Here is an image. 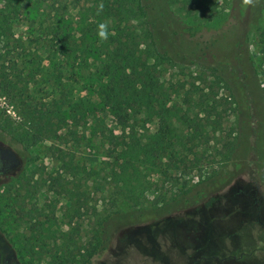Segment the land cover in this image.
Listing matches in <instances>:
<instances>
[{
  "label": "rangeland",
  "instance_id": "374dc122",
  "mask_svg": "<svg viewBox=\"0 0 264 264\" xmlns=\"http://www.w3.org/2000/svg\"><path fill=\"white\" fill-rule=\"evenodd\" d=\"M182 1L169 4L189 40L225 32L232 13L249 31L234 59L155 64L159 112L134 124L152 134L162 117L174 150L133 205L104 157L106 136L124 140L92 78L100 1L67 0L60 20L0 0V147L19 159L0 176V264H264V0H192L190 15Z\"/></svg>",
  "mask_w": 264,
  "mask_h": 264
},
{
  "label": "trees",
  "instance_id": "16d2710c",
  "mask_svg": "<svg viewBox=\"0 0 264 264\" xmlns=\"http://www.w3.org/2000/svg\"><path fill=\"white\" fill-rule=\"evenodd\" d=\"M38 1L54 7L53 19H64L67 0ZM99 1L104 5L103 11L98 14L99 22L110 21L113 29L104 42L106 53L99 58L100 66L92 78L100 87V98H105L104 103L110 105L124 140L121 142L113 134L106 136L104 157L113 158L115 168L110 178L117 192L129 203L137 205L148 188L145 176L157 173L161 160L174 150L166 138L169 125H161L164 122L162 117L157 119L156 130L152 134H141L140 128L134 124L148 112H159L152 111L157 108L160 98L155 64L179 56L193 60L200 52L202 56L193 62L205 66L207 57L203 54L209 49L234 59L244 46L242 39L247 38L250 18H240L232 13L225 32L201 42L189 40L188 37L192 35L180 31L181 15L174 13L169 4L178 0ZM182 2H185L183 10L187 15L192 14L198 6L195 3L193 7L192 0ZM210 18L207 17L208 20ZM3 20L6 22V17ZM163 37L167 47L163 46ZM216 64L221 66L219 62ZM261 126L259 136L263 139L264 124Z\"/></svg>",
  "mask_w": 264,
  "mask_h": 264
},
{
  "label": "clouds",
  "instance_id": "9594fccd",
  "mask_svg": "<svg viewBox=\"0 0 264 264\" xmlns=\"http://www.w3.org/2000/svg\"><path fill=\"white\" fill-rule=\"evenodd\" d=\"M242 3L244 6H253L254 5V0H242ZM104 5L101 2L98 6V13L103 11ZM109 26H110V21H104L101 22L97 25V36L99 38L100 42H106L109 38V36L111 35V32L109 30Z\"/></svg>",
  "mask_w": 264,
  "mask_h": 264
},
{
  "label": "water",
  "instance_id": "95a60500",
  "mask_svg": "<svg viewBox=\"0 0 264 264\" xmlns=\"http://www.w3.org/2000/svg\"><path fill=\"white\" fill-rule=\"evenodd\" d=\"M6 159L8 164L7 168H12L18 164V159L10 149H0V160Z\"/></svg>",
  "mask_w": 264,
  "mask_h": 264
},
{
  "label": "flooded vegetation",
  "instance_id": "af4514ba",
  "mask_svg": "<svg viewBox=\"0 0 264 264\" xmlns=\"http://www.w3.org/2000/svg\"><path fill=\"white\" fill-rule=\"evenodd\" d=\"M0 149H10V148L0 147ZM10 150L15 154V152H14L12 149H10ZM15 156L17 157L16 154H15ZM17 159H18V157H17ZM7 164H8V161H7L6 159L0 160V176H1L2 174H5V173L9 172L10 170H12L13 168H15L16 166H18V164H19V159H18V164L15 165V166L12 167V168H7V167H6ZM258 208H259V207H258ZM257 221L262 222V221H260V217H259V216L257 217ZM263 227H264V225H263ZM0 259H1V258H0Z\"/></svg>",
  "mask_w": 264,
  "mask_h": 264
}]
</instances>
